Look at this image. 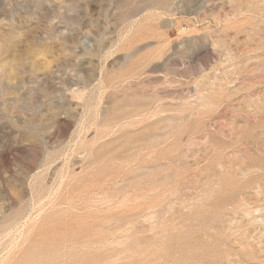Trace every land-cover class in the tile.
Segmentation results:
<instances>
[{"label":"rangeland","instance_id":"374dc122","mask_svg":"<svg viewBox=\"0 0 264 264\" xmlns=\"http://www.w3.org/2000/svg\"><path fill=\"white\" fill-rule=\"evenodd\" d=\"M93 262L264 264V0H0V264Z\"/></svg>","mask_w":264,"mask_h":264},{"label":"bare ground","instance_id":"6f19581e","mask_svg":"<svg viewBox=\"0 0 264 264\" xmlns=\"http://www.w3.org/2000/svg\"><path fill=\"white\" fill-rule=\"evenodd\" d=\"M157 182V180H155L153 183H150L151 184V187H150V190L151 191H153V193H152V195H150V197H153L151 200H150V202L149 201H143L142 202V205L144 206L143 208H144V210H150L152 213H155V214H157V213H159V211H160V206H161V204H162V200H160V199H158L157 197H159V195H157L158 194V192L160 191V188L158 187V184L156 183ZM150 191V192H151ZM173 193V192H172ZM151 194V193H150ZM167 194V193H166ZM165 197V196H164ZM164 199V198H163ZM138 202V201H137ZM140 202V201H139ZM136 203V202H135ZM134 203V204H135ZM137 204V203H136ZM139 204V203H138ZM133 205V204H132ZM140 207V206H139ZM128 209H130V208H128ZM134 209V208H133ZM138 209V208H137ZM140 209V208H139ZM147 210V211H148ZM136 212V211H135ZM126 213V212H125ZM130 213H132V212H130ZM128 216V215H127ZM123 217H126V214L123 216ZM18 221V220H17ZM12 223H10V224H8V225H11ZM15 224V223H14ZM7 225V226H8ZM10 230H11V228H10ZM57 231H58V229H55L54 227H51V228H46V229H44L43 230V233H42V235L45 237V239L46 238H49V239H53V240H55V239H57ZM7 232V231H6ZM60 232V231H59ZM9 235V234H8ZM11 238V237H10ZM92 264H95L94 262L92 263Z\"/></svg>","mask_w":264,"mask_h":264}]
</instances>
